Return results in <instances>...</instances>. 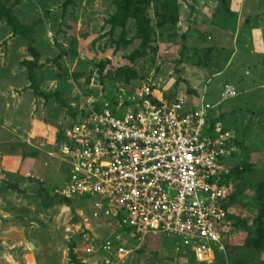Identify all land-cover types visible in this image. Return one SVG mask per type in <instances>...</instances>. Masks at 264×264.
<instances>
[{
  "label": "rangeland",
  "instance_id": "obj_1",
  "mask_svg": "<svg viewBox=\"0 0 264 264\" xmlns=\"http://www.w3.org/2000/svg\"><path fill=\"white\" fill-rule=\"evenodd\" d=\"M0 1L33 26L28 41L0 21V264H77L73 243L83 264H204L172 237L139 241L113 213L61 193L69 176L63 129L88 102L128 105L146 85L158 97L204 98L234 131L226 251L212 264H264V246L253 245L264 239V0H142L147 45L135 20L114 30L107 23L118 0ZM29 44L48 99L31 88ZM226 84L237 94L222 101ZM107 241L134 251L121 261L103 249Z\"/></svg>",
  "mask_w": 264,
  "mask_h": 264
},
{
  "label": "built area",
  "instance_id": "obj_2",
  "mask_svg": "<svg viewBox=\"0 0 264 264\" xmlns=\"http://www.w3.org/2000/svg\"><path fill=\"white\" fill-rule=\"evenodd\" d=\"M236 94L226 84L222 101ZM214 108L204 98L158 97L149 85L128 105L88 102L61 133L69 166L62 195L113 213L132 238L172 237L199 263H214L226 251L233 196L227 177L238 149ZM103 249L121 261L134 251L124 241Z\"/></svg>",
  "mask_w": 264,
  "mask_h": 264
},
{
  "label": "trees",
  "instance_id": "obj_3",
  "mask_svg": "<svg viewBox=\"0 0 264 264\" xmlns=\"http://www.w3.org/2000/svg\"><path fill=\"white\" fill-rule=\"evenodd\" d=\"M174 1L176 3L178 2V0H174ZM4 19L7 21L8 25L12 28L14 36H22L28 41H31L33 34V26L22 23L16 11L12 7H9L6 3L0 1V21ZM131 19L135 20L136 22L138 37L142 40L143 45H147L151 39V27H150L149 18L146 13V5L143 3L142 0H118L117 11L109 20H107V23L110 24L112 30H114L117 26L125 27L128 21ZM28 51L31 53L33 59L25 60L23 61V64L28 69L29 79L31 80V88L33 89L34 93L37 96H43L46 99H48L50 96L44 94L41 91L40 85L37 82L35 75V68L39 65L40 62V54L37 51V49L31 44L28 45ZM61 137L62 134L60 136V139ZM13 187L16 188L15 186ZM64 198L66 200L67 199L69 200V198L65 196ZM232 199L233 196L231 198V201ZM257 218H258L257 221L260 225V229L262 230V232L260 231V233H264V227H263L264 208L258 214ZM253 245L256 247H263L264 239L261 236L258 239H254ZM75 248L76 245L75 243H73L70 249V257L77 264H83L82 262L78 261L77 256L75 254Z\"/></svg>",
  "mask_w": 264,
  "mask_h": 264
},
{
  "label": "crops",
  "instance_id": "obj_4",
  "mask_svg": "<svg viewBox=\"0 0 264 264\" xmlns=\"http://www.w3.org/2000/svg\"><path fill=\"white\" fill-rule=\"evenodd\" d=\"M12 33H13V30H12ZM13 35V34H12ZM14 36V35H13ZM14 37H20V36H14ZM233 86V85H232Z\"/></svg>",
  "mask_w": 264,
  "mask_h": 264
}]
</instances>
